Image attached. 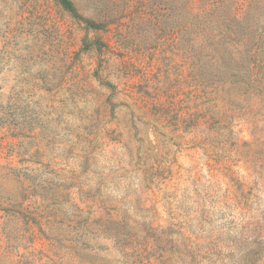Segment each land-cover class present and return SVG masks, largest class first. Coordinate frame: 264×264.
Returning a JSON list of instances; mask_svg holds the SVG:
<instances>
[{"label":"rangeland","instance_id":"374dc122","mask_svg":"<svg viewBox=\"0 0 264 264\" xmlns=\"http://www.w3.org/2000/svg\"><path fill=\"white\" fill-rule=\"evenodd\" d=\"M70 2L0 0V264H264V0Z\"/></svg>","mask_w":264,"mask_h":264},{"label":"trees","instance_id":"16d2710c","mask_svg":"<svg viewBox=\"0 0 264 264\" xmlns=\"http://www.w3.org/2000/svg\"><path fill=\"white\" fill-rule=\"evenodd\" d=\"M63 6L68 8L69 10L73 9V6L70 0H57ZM194 3H190L188 6L189 10H192ZM218 6L217 2H206L204 6L197 5L198 8H201V11L197 14L192 15V21L185 23V27L190 26L194 21H196V25L201 27L203 33H207L203 35V39L206 42V51L210 55L209 60H211L216 66L217 69V80L216 82L223 83L225 75L232 74V72H226V68L228 69L230 61L235 60V54L230 46L231 42L234 40L233 34L229 30V26L226 19L217 20L218 27H225L224 29L216 32L213 28L209 31L210 22L212 21V14L214 13V9ZM195 7V6H194ZM234 20H240L239 17L234 16ZM206 31V32H204ZM262 32L261 29L259 32H254V37L250 39L252 47L250 49L238 48V57L241 61L245 62L243 66L244 69L241 72L240 69L235 71V74L240 75L243 79L247 80L249 84L260 83L261 77L264 76V71H261V67L264 65V49L262 46ZM239 42L242 47H245L244 36L241 35L239 38ZM243 65V64H242ZM225 71V72H224ZM226 73V74H225Z\"/></svg>","mask_w":264,"mask_h":264}]
</instances>
